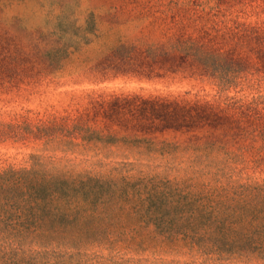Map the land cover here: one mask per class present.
I'll use <instances>...</instances> for the list:
<instances>
[{"label":"rangeland","instance_id":"1","mask_svg":"<svg viewBox=\"0 0 264 264\" xmlns=\"http://www.w3.org/2000/svg\"><path fill=\"white\" fill-rule=\"evenodd\" d=\"M248 104L264 112V0H0V171L197 179Z\"/></svg>","mask_w":264,"mask_h":264},{"label":"trees","instance_id":"2","mask_svg":"<svg viewBox=\"0 0 264 264\" xmlns=\"http://www.w3.org/2000/svg\"><path fill=\"white\" fill-rule=\"evenodd\" d=\"M220 61L207 67L224 90L236 75ZM240 116L236 149L215 146L221 169L197 179L64 175L35 160L0 171V264H264V179L247 175L264 170V112ZM147 249L158 259L137 257Z\"/></svg>","mask_w":264,"mask_h":264}]
</instances>
